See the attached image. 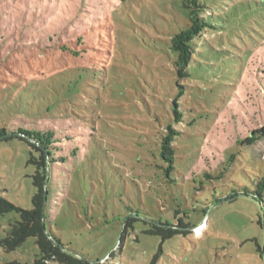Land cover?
<instances>
[{
	"label": "rangeland",
	"instance_id": "1",
	"mask_svg": "<svg viewBox=\"0 0 264 264\" xmlns=\"http://www.w3.org/2000/svg\"><path fill=\"white\" fill-rule=\"evenodd\" d=\"M202 1L217 29L196 40L191 75L178 79L170 43L190 23L183 0H0V131L39 126L82 142L60 164L46 228L83 259L264 264V198L243 195L264 177V139L241 144L264 124V0ZM169 122L183 132L170 176L159 150ZM30 150L0 139V196L23 209L36 192ZM130 210L142 220L123 235ZM16 219L0 214V239ZM145 220L189 232L163 240ZM39 255L31 237L0 248V264Z\"/></svg>",
	"mask_w": 264,
	"mask_h": 264
},
{
	"label": "trees",
	"instance_id": "2",
	"mask_svg": "<svg viewBox=\"0 0 264 264\" xmlns=\"http://www.w3.org/2000/svg\"><path fill=\"white\" fill-rule=\"evenodd\" d=\"M183 5L188 10L190 23L185 29L174 34L170 43L172 51L176 54L174 65L178 79H185L191 75L190 64L194 60L195 53L198 52L196 40H200L208 29H217L215 15L209 14L208 7L202 0H183ZM61 49L67 50L66 47H61ZM179 87L181 90L173 100V115L177 123H182L184 114L179 100L184 95V86L180 85ZM182 133L171 122L160 132L162 137L159 142V150L161 159L164 161L161 167L168 176L176 169V141ZM13 137L26 141L31 147L28 162L36 168L33 175L36 192L33 197L32 209L18 207L0 196V214L12 211H17L19 214V219L11 222L7 236L0 239V248L6 251H14L22 247L29 238L34 237L40 248V255L35 261L32 263L15 261L11 264H47L48 261H56L59 264H100V262L92 263L73 254L55 233L46 228V218L50 212V190L53 185H60L58 179L60 164L67 162L71 157H77L81 152L82 142L76 140L74 134L70 132L63 133L57 129H44L39 126L36 129L22 126L11 131V133H8L6 128L0 131V139L5 140ZM263 139L264 124L251 129L249 134L241 141V144L252 146ZM52 167L56 171L55 181ZM248 193L254 198L263 199L264 177L258 183L256 191H245L243 195H248ZM137 214L138 212L133 210H130L127 214L128 218L123 225V235L129 229H134L136 221L142 220ZM145 222L149 224V228L145 232L161 236L163 240L189 232L182 223L177 226H169V224L160 221L145 220ZM154 263L155 260L152 264Z\"/></svg>",
	"mask_w": 264,
	"mask_h": 264
},
{
	"label": "built area",
	"instance_id": "3",
	"mask_svg": "<svg viewBox=\"0 0 264 264\" xmlns=\"http://www.w3.org/2000/svg\"><path fill=\"white\" fill-rule=\"evenodd\" d=\"M207 222H202L200 225L194 227L195 232L202 233V231L206 228Z\"/></svg>",
	"mask_w": 264,
	"mask_h": 264
},
{
	"label": "water",
	"instance_id": "4",
	"mask_svg": "<svg viewBox=\"0 0 264 264\" xmlns=\"http://www.w3.org/2000/svg\"><path fill=\"white\" fill-rule=\"evenodd\" d=\"M45 207H46V204H45ZM204 222H206V220L204 221ZM70 251V250H69ZM73 253V252H72ZM75 254V253H74ZM92 263H95L94 261H91Z\"/></svg>",
	"mask_w": 264,
	"mask_h": 264
}]
</instances>
